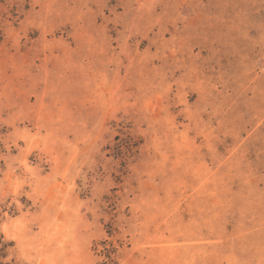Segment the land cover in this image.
<instances>
[{
  "label": "rangeland",
  "instance_id": "rangeland-1",
  "mask_svg": "<svg viewBox=\"0 0 264 264\" xmlns=\"http://www.w3.org/2000/svg\"><path fill=\"white\" fill-rule=\"evenodd\" d=\"M0 264H264V0H0Z\"/></svg>",
  "mask_w": 264,
  "mask_h": 264
}]
</instances>
